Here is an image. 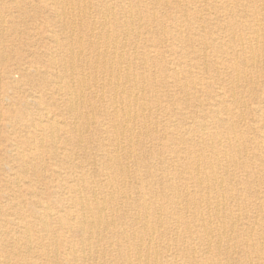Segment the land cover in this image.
I'll list each match as a JSON object with an SVG mask.
<instances>
[{
    "label": "bare ground",
    "instance_id": "obj_1",
    "mask_svg": "<svg viewBox=\"0 0 264 264\" xmlns=\"http://www.w3.org/2000/svg\"><path fill=\"white\" fill-rule=\"evenodd\" d=\"M41 1L63 26L64 37L50 31L56 48L48 50L44 62L25 67L36 92L29 99H12V127L26 134L10 141L11 150L0 151V264H264V102L249 107L237 91L241 79L255 85L259 38L232 31L238 20L230 8L240 2L219 0L215 7L228 22L218 42L200 43L217 58L210 67L215 74L205 85L191 79L194 72L183 69L182 62H170L169 70L161 66L155 79L122 66L132 54L120 48L109 54L118 37L96 32L93 14L101 9L96 10V0ZM128 1L118 4L125 12L121 25L127 38L136 25L130 19L137 17L138 26L153 20ZM105 5L100 3L103 29L115 10ZM245 17L251 20L248 29L260 26L255 8ZM228 39L238 41L232 52ZM208 56L199 55V62L206 66ZM8 62L7 49L0 48V64L10 75ZM142 62L149 73L154 58L144 54ZM221 72L231 79L221 81ZM157 82L186 93L212 91L206 105L198 101L199 115L185 113V123L169 119L159 125L155 119L166 117L167 109L148 103L157 97ZM259 93L264 99V85ZM87 96L90 111H84ZM229 100L237 108H230ZM96 101L108 105L106 120L96 117ZM59 102L65 117L49 107ZM241 105L244 111L237 110ZM69 128L67 144L59 142ZM102 136L111 148L96 140ZM145 142H150L153 162L140 152ZM48 158L56 161L49 176ZM153 165L166 173H154ZM24 188L29 202L21 200ZM129 210L133 213L127 216Z\"/></svg>",
    "mask_w": 264,
    "mask_h": 264
},
{
    "label": "rangeland",
    "instance_id": "obj_2",
    "mask_svg": "<svg viewBox=\"0 0 264 264\" xmlns=\"http://www.w3.org/2000/svg\"><path fill=\"white\" fill-rule=\"evenodd\" d=\"M63 1H67V0H63ZM75 1L82 2V3L89 2L88 0L87 1L86 0L84 1L75 0ZM122 1L129 2L128 0H96V10L98 11L99 8L101 9H99L98 12L96 11L98 15L97 13L93 14V17L96 15V32L98 33L99 32L100 33H103V32L110 33L111 32L113 35L116 34L115 38L118 37L116 38L115 43L110 44L109 54H111L113 50L116 51L119 48H120L119 51L124 50L126 53H129V55L132 54L130 55V58H133V59L129 61L130 63H127L128 61L124 62L122 66L130 65L132 69H134L136 75H138V77L140 78H142L143 76H146V77L151 76L153 79H155V77L160 74L161 66L169 70V68H171L170 62H174L175 64H178V62H182L183 69L192 70L194 72L193 73L194 78H191V79L202 80L203 84L205 85L207 84V82H210L209 78L213 77L215 74V72H211L210 67L211 65L214 64V61L217 58L214 57L212 49L210 48L205 49V50L200 49V45H201L200 43L202 39L204 40L207 39L209 42L213 40H217L218 38L217 36L221 32V26L223 28L228 22V16L227 18L226 16L221 17V14H219L218 10L217 11L215 10V7L220 4L218 3L219 0H208V1L207 0H166L169 3L163 0V1L158 2L159 4L156 3L157 2L156 0H130L133 4L135 5L137 4L138 10L137 9L136 10L139 11V13H141L142 16L150 15L153 18L151 22L147 23L146 21H144V23L142 22V24L139 26L137 22V17L130 19L136 23L134 31L131 32L130 36H128V38H131V39H128L125 36L124 34L125 30L123 29L121 25L122 21L125 20L126 18L125 12L121 11L118 7L119 2H122ZM177 1H179V3ZM224 1L229 2L231 4L240 2L237 8H235L236 5H234L233 8H230V10L232 9L234 13L236 12V19L238 20V23L233 24L232 31L236 34H239L240 37H243V38L251 37L253 36V34L255 36L257 35V37L259 38V40H257L256 47H257V50H260L259 51L260 56H258L259 59L258 57L256 59L257 63H255V66H254L255 69L253 71L254 72L253 76L255 77V80H256L255 85H251L248 82H244V80L241 79V82L239 83L237 91L238 93L241 94V99L246 104H248L249 107L252 104H262V102H264V99L261 96L259 97V94H260L259 91L260 92L262 91V88L264 85V72H263L264 71V22H263L264 21V0H224ZM248 1H251L250 2L251 5L249 4V7L246 8V4H248ZM14 2H16V4ZM164 2L165 4H160ZM100 3L102 5L107 4L105 6H108L111 9L112 8L115 9L112 13H110L111 14L110 20H109L110 24L108 23V25L105 26V28L107 27L108 29L107 28L103 29V26L99 24L100 18L105 13L104 8L100 6ZM242 4L245 5V7H243ZM45 5L46 4L42 2L41 0H20V1L19 0H12V1L11 0H0V31H1L0 32V48L7 49L9 53L8 64L10 65L9 69H11L10 75L5 74L3 72L4 70L3 65L0 64V151L1 153H3L4 151L7 152V150H11L10 141L12 139H15L17 137H20L21 135L26 134L25 131L15 129L12 127L13 125L12 121H13L14 116H9V113L14 111L15 109V104L13 105L12 103V99L14 97L29 99L30 96L36 92L34 89V85L31 82H29V80L26 78V75L29 73V70H26L25 67L28 66L29 63L33 61L38 62L39 60L40 62H44L46 58H48L46 56V53L48 52V50H52L56 48V44L54 42H51L48 39V36L51 32L55 31L56 34L60 38L64 37V35L62 34L63 30H61L63 29V26H60V23L56 22L55 18L45 9ZM240 7L243 9H241ZM252 7L255 8V12H256L255 25L256 24L260 25V26L256 25V30H255L256 32L252 30L251 27L250 29L247 28L248 26H250L251 20L245 17L246 14L250 12L251 9L253 10ZM261 9H262V12H261ZM199 11H202L204 13L203 18L201 16L197 17V15L195 14V12L199 13ZM87 16L89 17V15ZM113 22H115L116 24H114ZM181 25H182L181 32H179L180 30L179 26ZM200 25H202L205 28V30H207V32L200 31L198 27ZM246 25L248 26L246 27ZM121 32H123V34ZM136 35L138 37H136ZM86 38H84V43H85V47H88V43L90 39L89 37H86ZM123 38L125 39L123 40ZM61 41L64 42L66 40L61 39ZM99 41L101 42L102 40L99 39ZM218 41L219 40H217V42ZM225 42H227L229 46L231 47L229 49V52H232V50L238 46V41L235 42L234 39H228V40H225ZM121 45L125 47L122 48L123 46ZM182 48L186 50L187 52L186 55L185 53H183L184 50ZM86 51H87V54H89L90 51L88 48H86ZM132 51L134 52L135 56L133 55ZM144 54H149L151 57L154 58V62L150 63L149 73L145 72V67L143 68V65H142L143 63L142 55ZM201 54L209 55L206 66L203 62H199V55ZM20 55L22 56L20 57ZM134 57L136 58V60L134 59ZM88 65L89 63H87L86 67H88ZM42 71L45 72L43 69ZM249 72L247 74H250L249 75V78H250L252 76L251 75L252 73H249ZM219 77H221L220 80L222 81L223 79L225 83L229 81L228 80L229 75L226 72L224 73L221 72L219 74ZM99 81H101L100 78H99ZM183 81L187 83L188 80L184 79ZM154 85L156 88L155 94L157 95V97L152 101H148L149 105L154 109L158 108L159 106H163L167 109L166 117L164 116V118L162 117L159 119H155V121L159 123V125L160 124L163 125L167 123L169 119L174 120V123L176 124L178 123L182 124L183 122L185 123L186 121L185 117L187 115L185 113H196L199 115L201 112V107L199 106L198 101H203L206 105L209 102V95H210V92L212 91V89L208 87L204 91L199 92V93L194 89H191L189 92L186 93L185 91L174 89L172 85L166 86L158 82L154 83ZM250 86L251 87L253 86V87L251 88ZM253 93L256 96L255 99H254ZM86 100H87V103L84 105L85 108L83 107L84 111L85 110L90 111L89 109V106L91 108V105H89L90 97L87 96ZM59 103L52 104L53 106L51 105L49 107L51 111L56 113L59 117H65L66 111L63 108V104L61 102ZM228 105L232 109L237 108L234 102H232L231 100H229ZM107 107H108L107 104L96 101L95 108H96V117L98 119L106 120L107 117L105 116L106 113H104V111L106 110ZM198 110L200 112H198ZM237 110L244 111V106L243 105L239 106ZM248 119H251V116H248ZM235 123L237 124L238 129H240V126L242 124L241 120L236 118ZM106 127L107 125L103 127L102 129ZM68 131L69 133H62L58 137L59 142L61 143L64 142L65 144H67L68 139L71 135L72 129L69 128ZM249 135L250 134L247 133V136ZM171 139L172 137H169V140ZM96 140L99 141L100 143L102 142L105 148H111L105 136H102L100 138L96 137ZM103 140L105 142H103ZM149 143L150 142H145L144 147L140 149L141 150L140 152L144 156L145 159L147 158V161L153 162V159L151 158L149 159L151 155L150 152H152L149 149L150 148ZM97 144L99 143L96 142V145ZM164 156H168V154L165 153ZM47 164L50 168L49 172L47 173L49 176L51 173V170L53 171V169H56V166H55L56 161L51 158H48ZM157 170H160V167L153 165L152 171L154 173L156 172L159 173L158 174L159 176L161 174L166 173L165 171H157ZM161 180L158 179L160 184L163 183ZM54 185L55 184L52 183V186H51L52 189L55 188V187L53 188ZM42 188L43 187L40 186L38 188V191ZM30 199H31V196H29L26 193V189L25 188L22 189L21 200L25 202H29ZM126 213H127V216H129L131 213H133V210H129Z\"/></svg>",
    "mask_w": 264,
    "mask_h": 264
}]
</instances>
